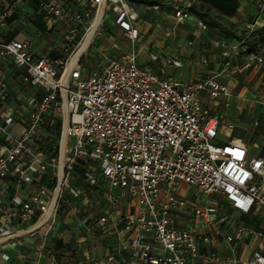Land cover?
<instances>
[{
	"label": "built area",
	"instance_id": "built-area-1",
	"mask_svg": "<svg viewBox=\"0 0 264 264\" xmlns=\"http://www.w3.org/2000/svg\"><path fill=\"white\" fill-rule=\"evenodd\" d=\"M4 1L0 27L23 0ZM133 4L43 0V17L64 31L58 43L65 54L58 58L0 33V103L17 100L0 108V219L11 227L33 222L27 231L34 233L52 225L71 194L79 205L68 212L85 214L88 231L110 243L107 255L90 264H264V119H234L227 110L233 92L221 79L231 70H262L264 44L218 37L217 73L187 81L164 76L139 60ZM173 6L177 22L193 16L191 2ZM109 11L122 37L104 29ZM196 26L208 28L199 17ZM148 55L156 62L161 56ZM6 65L18 71L16 93ZM59 121L54 152L48 145ZM69 136L76 139L71 147ZM183 182L194 187V199L179 194ZM98 195L104 206L95 204ZM242 216L251 224L241 223ZM13 233L0 226L1 237Z\"/></svg>",
	"mask_w": 264,
	"mask_h": 264
},
{
	"label": "crops",
	"instance_id": "crops-1",
	"mask_svg": "<svg viewBox=\"0 0 264 264\" xmlns=\"http://www.w3.org/2000/svg\"><path fill=\"white\" fill-rule=\"evenodd\" d=\"M8 1L10 0H5L3 4ZM42 1L23 0L18 9L6 16L5 25L0 27V33L10 38L27 41L30 45L28 49L35 54L50 55L53 58L62 57L65 51L58 43V38L64 32L62 25L54 20L46 21L41 14ZM51 1L66 5L75 2V0ZM81 1L83 4L88 0ZM128 1L135 3L133 4L136 13L134 24L142 34L141 40L136 44L140 62L152 65L156 72L164 76H173L186 81L199 79L208 73H217L221 69L223 57L220 48L218 49L213 41L218 37L227 41L232 40L213 33L209 26L206 30H201L192 21L194 15L186 21L177 22L174 17V3H170L173 0ZM179 1L181 3L184 0ZM174 22L177 26H173ZM179 23H187V30L181 28ZM104 25H106L103 27L107 33L122 37L121 30L113 24L112 11L107 13ZM182 30L187 31V34L182 33ZM188 41H192V44H188ZM124 44L127 48L128 42L125 41ZM149 52H157L161 55L160 59L157 62L151 61ZM166 56L179 60L181 64L174 65L166 62ZM243 60V57H240L233 63L241 64ZM6 72L10 75L8 76L10 90L14 93L18 92L21 88L18 71H13L12 66L6 65ZM234 78H237L241 85L248 84L250 87L247 85L243 92L238 94L239 89L231 87L230 84ZM221 79L228 83L233 92V95L228 98L230 106L227 110L234 119L244 124H249L253 118L264 119V104L260 102V99L264 101V68L259 70L253 67L238 74L231 70L222 74ZM253 91H256V97ZM7 100L9 103L7 105L0 103V108L7 109L17 103V100L11 97ZM224 101L225 99L222 103ZM210 107L217 108V106ZM224 107V104L219 106L221 109ZM34 188L22 191L25 193ZM13 189L12 187L11 190ZM8 199L4 197L3 201L7 203ZM67 200L70 207L77 208L79 205L78 199L71 194H67ZM69 205L62 206L66 208L63 214L60 212L62 208L59 209L50 227L45 224L34 233L27 231L33 222L11 227L9 222L0 219V226L11 228L15 234V236H0V264H79L81 261L82 264H90L92 258H104L111 249L110 243L99 233L88 231L86 224L81 220L85 214L72 215L68 212ZM3 253L9 255V260L2 258Z\"/></svg>",
	"mask_w": 264,
	"mask_h": 264
},
{
	"label": "rangeland",
	"instance_id": "rangeland-1",
	"mask_svg": "<svg viewBox=\"0 0 264 264\" xmlns=\"http://www.w3.org/2000/svg\"><path fill=\"white\" fill-rule=\"evenodd\" d=\"M177 1L179 0H176V1L173 0V1H170V3H176ZM184 1L189 2V3L191 2L193 5L192 13L194 17H192V21L195 25L197 22V18H196L197 16L199 18H202L208 24V26L211 28L213 33L227 37V39L236 41L243 37L247 41L249 46L252 45L254 42H260V41L264 44V36H263L264 29H261L262 27L259 26L260 22L264 21V0H246L247 3L242 6L239 12L235 13L234 19H231L230 17L225 16L224 14L219 12L217 9H215L213 6L207 3H204L202 0H184ZM168 12H170V10H168ZM258 20L259 22H257ZM175 24L176 22H174L173 26H177ZM179 24L178 25L181 28H184L185 30H187L188 28L187 23L185 24L179 23ZM105 26L106 25H104V27ZM167 26H169V24ZM252 29H255V30H252ZM182 33L187 34V31L182 30ZM121 44L124 45L122 41H121ZM88 66L90 68H93V65L90 63L88 64ZM230 84H231V87L239 89L238 94H241V91L248 85V84L241 85V82L237 78H234L233 81L230 82ZM61 128H62V123L59 121L57 124V134L54 137V139H51L49 141L48 147L51 151H54V152L57 151L58 142L61 139L60 138ZM75 140L76 139L74 138V136L68 137L67 143L69 147L74 145ZM179 189H180L179 194L182 196H186V197L189 196L190 199H194L196 196L194 187H191L190 185H187L184 182L181 183V186ZM200 196L201 195H199V197H196V199L200 200ZM95 204L97 206H104L105 201L101 199L100 195H98V197L96 198ZM61 208L62 209L60 210V212L61 214H63L66 211V208H63V207ZM94 210L97 211L96 208H94ZM240 222L243 224H248V225L251 224L247 216L240 217Z\"/></svg>",
	"mask_w": 264,
	"mask_h": 264
},
{
	"label": "water",
	"instance_id": "water-1",
	"mask_svg": "<svg viewBox=\"0 0 264 264\" xmlns=\"http://www.w3.org/2000/svg\"><path fill=\"white\" fill-rule=\"evenodd\" d=\"M217 9L219 12L224 14L231 19L235 18V13L239 12L246 0H202Z\"/></svg>",
	"mask_w": 264,
	"mask_h": 264
},
{
	"label": "bare ground",
	"instance_id": "bare-ground-1",
	"mask_svg": "<svg viewBox=\"0 0 264 264\" xmlns=\"http://www.w3.org/2000/svg\"><path fill=\"white\" fill-rule=\"evenodd\" d=\"M83 51V49H81V51H80V53ZM80 53H78L75 57H74V60H76L77 58H78V56H79V54ZM66 126H67V122H66V124H65V128H64V133H63V142H64V144H65V141H66V136H65V129H66ZM62 156H61V165H63V162H64V147H63V150H62V154H61ZM62 175H63V172H62V170L60 171V176L62 177Z\"/></svg>",
	"mask_w": 264,
	"mask_h": 264
},
{
	"label": "trees",
	"instance_id": "trees-1",
	"mask_svg": "<svg viewBox=\"0 0 264 264\" xmlns=\"http://www.w3.org/2000/svg\"><path fill=\"white\" fill-rule=\"evenodd\" d=\"M261 29H264V27H262ZM261 35V34H260ZM264 36V35H263ZM260 43H262L261 41H260ZM59 131V130H58Z\"/></svg>",
	"mask_w": 264,
	"mask_h": 264
}]
</instances>
